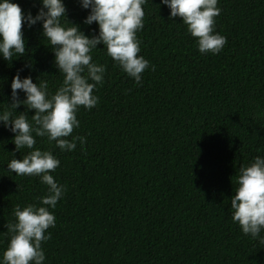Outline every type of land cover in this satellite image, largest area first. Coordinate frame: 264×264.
<instances>
[{"label": "trees", "instance_id": "obj_1", "mask_svg": "<svg viewBox=\"0 0 264 264\" xmlns=\"http://www.w3.org/2000/svg\"><path fill=\"white\" fill-rule=\"evenodd\" d=\"M15 2L33 15L39 7L38 0ZM64 4L70 22L95 34V22L82 23L87 10L78 0ZM142 7L138 55L149 67L141 84L98 44L91 52L105 67L93 93L98 103L79 107L72 133L84 145L61 151L35 138L34 147L59 160L50 174L66 189L49 209L55 227L41 242L43 264H264V247L242 233L230 207L239 166L264 156V0H218L213 27L226 43L217 54L200 53L160 0ZM22 33L25 55L0 59V110L22 67L21 76L47 80L52 91L62 82L40 25H22ZM12 135L0 125V253L13 207L38 205L47 194L39 177L7 170L11 156L30 151H14Z\"/></svg>", "mask_w": 264, "mask_h": 264}, {"label": "clouds", "instance_id": "obj_2", "mask_svg": "<svg viewBox=\"0 0 264 264\" xmlns=\"http://www.w3.org/2000/svg\"><path fill=\"white\" fill-rule=\"evenodd\" d=\"M146 2L78 0L80 7L87 10L82 23L95 22L97 26L95 34L86 35L67 19L64 0H38L34 15L22 12L15 0H0V59L11 63L23 57L26 48L22 25L32 27L38 23L46 46L53 53V63L62 74V82L52 91L47 80L33 82L31 76H21L23 67L18 69L9 85L10 103L0 110V125L13 134L14 151L30 150L20 159L11 156L7 170L17 176L39 177L47 185V194L39 198L38 205L13 207L15 220L5 225L8 240L0 253V264H43L41 242L50 239L47 230L55 227V216L49 209L56 207L66 189L50 174L59 166V160L51 151L34 147L35 138H46L61 151L74 150L77 141L84 145L85 137L72 133L80 126L76 117L79 107L91 109L98 103L93 93L105 73L104 65L93 61L91 55L98 44L103 45L116 66L137 85L141 84V74L149 67V61L138 55L140 41L136 34L143 28L142 6ZM160 4L169 9V18L181 19L200 53L217 54L224 47L226 38L213 27L214 18L221 11L218 0H160ZM30 66V62L25 65ZM20 105L24 111L18 112ZM28 110H32L31 115ZM235 185L230 196L232 220L243 234L258 239L264 247V236L260 235L264 231V156H254L241 164Z\"/></svg>", "mask_w": 264, "mask_h": 264}]
</instances>
